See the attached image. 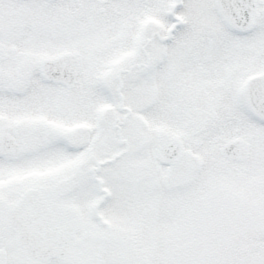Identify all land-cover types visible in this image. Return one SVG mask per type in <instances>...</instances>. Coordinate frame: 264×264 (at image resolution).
Returning <instances> with one entry per match:
<instances>
[{
	"label": "snow or ice",
	"instance_id": "snow-or-ice-1",
	"mask_svg": "<svg viewBox=\"0 0 264 264\" xmlns=\"http://www.w3.org/2000/svg\"><path fill=\"white\" fill-rule=\"evenodd\" d=\"M0 264H264V0H0Z\"/></svg>",
	"mask_w": 264,
	"mask_h": 264
}]
</instances>
